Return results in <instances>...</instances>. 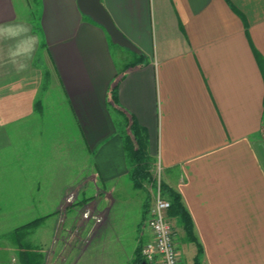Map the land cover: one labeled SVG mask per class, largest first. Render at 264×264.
I'll use <instances>...</instances> for the list:
<instances>
[{
	"label": "crops",
	"instance_id": "obj_1",
	"mask_svg": "<svg viewBox=\"0 0 264 264\" xmlns=\"http://www.w3.org/2000/svg\"><path fill=\"white\" fill-rule=\"evenodd\" d=\"M100 1L140 53L112 43L78 0H38L37 28L31 0H0V25L22 23L38 37L23 58L19 38L0 33V175L23 183L3 196L29 198L0 209V264H137L153 239L150 209L115 213L130 196L121 133L135 126L192 218L203 264H264V0ZM46 76L78 139L26 125L49 115L38 99ZM49 180L58 183L43 188ZM76 180L83 187L70 188ZM43 197L56 198L47 211Z\"/></svg>",
	"mask_w": 264,
	"mask_h": 264
},
{
	"label": "rangeland",
	"instance_id": "obj_2",
	"mask_svg": "<svg viewBox=\"0 0 264 264\" xmlns=\"http://www.w3.org/2000/svg\"><path fill=\"white\" fill-rule=\"evenodd\" d=\"M38 9H39L38 0H31L30 8H29V11L30 10L31 11L28 12L27 15L31 19V21L33 23L32 25L35 28L39 27ZM123 50L128 52V54H132L131 51H129L128 49H123ZM114 51H115V49H113V53H114ZM114 55L116 57L117 63H119L120 59H118L116 53H114ZM43 57L44 56H43V53L41 51L38 55V59L36 60L38 66L41 64V66L44 67V64H43L44 58ZM124 59L125 58L123 57L122 61H124ZM130 60H131L130 56L126 57V61H130ZM51 83H52L51 80L49 81V78L46 76V78L44 80V89L42 92H40L39 97H38V99L43 103L44 109L50 110L49 115H47L48 112L47 113L45 112L46 115L44 117H36L33 119L30 118V119H28V122L26 123V125L36 124V125H42L44 127H48L49 129H47V131H49V133H47L46 135H50V136L58 135L59 137L64 136V137L69 138V139H71V138L78 139L80 137V130H79V127L77 126L76 122L74 121V117L71 113L68 102L65 100L66 98L64 97V93L61 90H58L56 88H53V87L50 88ZM112 114L114 116V119L116 120V123L118 124V128H120V126H121L120 122L124 121L122 119V116H120L114 110H112ZM45 154H46L45 155V157H46L47 153L45 152ZM2 157H3V150H0V159ZM40 161H42V163L44 162L43 159ZM40 168H42V167L40 166ZM80 168L81 167H76V166L72 168V173L75 171L73 174L74 177H76V178L78 177L79 174L77 172L79 171ZM72 173H69V175H70L69 179H70V177H72L71 176ZM152 173H153L154 183L159 182V181H161V182L163 181L162 173L159 172V165L156 164V161H155V164L152 166ZM54 176H55V171L52 175V180L54 179ZM57 183H56V181H51V180L44 181V182H42V184H43L42 187L43 188H53V187H55V185H57ZM22 184L23 183H22V181L20 182L19 178H16V177L11 178L10 175H7V177H5V175H3L1 173V175H0V209L2 208V210H3L4 207H2V206H3L4 201L12 200L13 202H15V201H18L21 199H23V200L29 199V198L7 197L6 194H5V196H3V193H4L3 189H9V188L10 189H17ZM123 184L125 186V189L128 191V195H130V196L128 197V196H126V194H124L122 196V202H121V204L119 203V205L116 207L115 213H117L118 215H123V219H125V217H124L125 215H128L129 219H131V218L133 219L134 217L138 216L141 212L138 210V207L136 205V203H138V202H143L144 204L146 203L148 205V208L150 209L149 213H151V210L154 207V196L153 195L155 192L152 183H146L144 185L145 187L142 189L134 188L133 183L130 180H126ZM69 187L74 188V189L79 188V187H83V182L76 180V181L72 182L69 185ZM100 187H102V186L100 185ZM54 199H56V198H51V197L41 198V200L43 201L44 211H47L46 207H48L50 209V207L52 205L53 206L55 205L52 202ZM77 199L78 198L76 195H72L66 199V202L68 204L72 205L78 201ZM2 212H0V218H2L1 217L3 215ZM46 213L47 212H44L43 216L46 215ZM93 215L96 216L95 214H93ZM145 215L147 218L146 220L148 222L150 219V214L149 215L145 214ZM25 217L27 219H29L32 217V214L28 213V214H26ZM51 217H53V214ZM56 218H58V217H56ZM97 218H99V217H97ZM46 219H48V218H45L44 220H46ZM171 224L174 228L175 242H176V246H177V255H178L179 263L180 264H194L195 257L198 256L196 246L192 245L190 242L187 241L186 235L184 234V231L181 230V228H179L177 226L175 221H171ZM150 231L151 230L146 229V236L149 235Z\"/></svg>",
	"mask_w": 264,
	"mask_h": 264
},
{
	"label": "trees",
	"instance_id": "obj_3",
	"mask_svg": "<svg viewBox=\"0 0 264 264\" xmlns=\"http://www.w3.org/2000/svg\"><path fill=\"white\" fill-rule=\"evenodd\" d=\"M121 135L129 166V179L138 189L144 188L146 183H152L153 187H155L156 183H154L152 173V166L155 164V159L150 154L147 135L137 126L130 133L125 130ZM161 190L164 198L171 204V208L168 211L169 220L175 221L177 226L182 228L188 242L197 245L199 254L195 258L194 264H203V261L199 257L202 249L197 243L193 221L181 196L166 187L164 183L161 184ZM136 263L149 264L144 258L142 250L138 251Z\"/></svg>",
	"mask_w": 264,
	"mask_h": 264
},
{
	"label": "built area",
	"instance_id": "obj_4",
	"mask_svg": "<svg viewBox=\"0 0 264 264\" xmlns=\"http://www.w3.org/2000/svg\"><path fill=\"white\" fill-rule=\"evenodd\" d=\"M159 172L162 173L159 167ZM162 182H156L154 187V207L148 221L153 239L143 249V256L149 264H180L177 255L174 228L168 218L171 204L166 200L161 190ZM84 217L89 219L90 213ZM100 222L99 218H95Z\"/></svg>",
	"mask_w": 264,
	"mask_h": 264
},
{
	"label": "water",
	"instance_id": "obj_5",
	"mask_svg": "<svg viewBox=\"0 0 264 264\" xmlns=\"http://www.w3.org/2000/svg\"><path fill=\"white\" fill-rule=\"evenodd\" d=\"M78 4L85 15L89 16L106 30L112 43L132 52L140 53L138 47L128 40L116 27L100 0H78Z\"/></svg>",
	"mask_w": 264,
	"mask_h": 264
},
{
	"label": "clouds",
	"instance_id": "obj_6",
	"mask_svg": "<svg viewBox=\"0 0 264 264\" xmlns=\"http://www.w3.org/2000/svg\"><path fill=\"white\" fill-rule=\"evenodd\" d=\"M7 33L9 38H19L17 51L14 53L16 56L28 58L34 52L37 44L38 37L30 35V28L22 23L0 25V33ZM27 65L22 63L19 65L18 70H23Z\"/></svg>",
	"mask_w": 264,
	"mask_h": 264
}]
</instances>
